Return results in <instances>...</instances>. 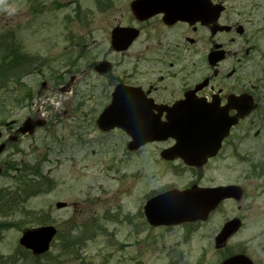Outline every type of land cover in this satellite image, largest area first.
Segmentation results:
<instances>
[{
	"label": "rangeland",
	"instance_id": "1",
	"mask_svg": "<svg viewBox=\"0 0 264 264\" xmlns=\"http://www.w3.org/2000/svg\"><path fill=\"white\" fill-rule=\"evenodd\" d=\"M129 1L0 3V63L25 60V67H16L0 81V129L15 134L26 117L37 108L44 112V106L50 116L43 129L17 133V140L0 154L4 169L10 166L0 177V264H219L241 250L255 264H264V188L258 189L256 180L238 178L246 184L247 196L241 200L244 226L221 250L214 248L213 238L221 224L236 215L231 202L205 222L150 227L142 212L147 197L168 186H184L194 173L186 167L147 164L151 149H144L139 158L127 152L122 132L97 129L95 119L108 97L104 77L82 74L69 84L72 73L87 67L92 43H98L93 45L95 54L105 51L109 28L127 19ZM5 6L15 13L8 15ZM41 81L48 86L37 95ZM51 97L69 103L55 110ZM261 120L252 126H264ZM37 167L51 185L45 184L40 193L28 194L35 186L19 194L20 177L41 180L34 175ZM204 169L203 185L236 177V171L226 166L219 170L214 162ZM58 201L67 207L56 209ZM48 224L58 231L48 252L33 256L19 245L24 230ZM86 225L93 234L63 256L65 241L82 235Z\"/></svg>",
	"mask_w": 264,
	"mask_h": 264
},
{
	"label": "flooded vegetation",
	"instance_id": "2",
	"mask_svg": "<svg viewBox=\"0 0 264 264\" xmlns=\"http://www.w3.org/2000/svg\"><path fill=\"white\" fill-rule=\"evenodd\" d=\"M133 1H129L127 19L109 28L108 45H105L101 56L95 54L98 43H92L87 67L80 70L81 74L85 70L87 77L105 78L108 97L100 112L111 103L117 86L125 91L121 95L119 111L135 117L133 123L139 125L134 129L141 134L131 144L126 127L112 130H118L127 137L125 147L129 154L141 158L144 149H151L145 157L147 164L191 170L194 178L177 188L179 190L191 186L233 187V196L223 199L213 211H219L227 202L235 207L236 215L230 219H237L239 225L227 239V244L244 226L241 200L247 196L246 184L239 182L238 178L243 176V181L256 180V187L264 188V126H252L257 118L264 121V0H186L185 3H209V13L203 14L204 21L196 18L174 22H166L160 13L145 18L135 16L130 9ZM153 1L141 0L145 3ZM215 6L221 7L218 16ZM117 28L124 30L121 41L114 45L112 33ZM132 33L135 37L123 46ZM119 46L123 48L116 49ZM78 73H72V84L78 81ZM46 87L47 83L40 82L37 95ZM44 110L45 120L49 122L45 106ZM171 121L175 124L183 122L189 133L191 130L200 131H193L199 135L191 133L185 136L189 147L203 148L188 151L191 155L205 154L200 166H193L179 155L164 156L172 154L166 150L177 143L171 135L159 141L147 140L148 133L159 131L158 124ZM201 122H216L217 128L207 134L199 126ZM17 128L13 135L0 129V144H3L0 154L10 141L17 140ZM201 131L206 134H201ZM217 132L223 135L219 142L215 135ZM216 143L219 144L215 153L208 154L214 151ZM213 162L219 170L226 166L228 171H236L235 179L203 185L206 177L204 168ZM4 171L9 173L10 166L5 170L0 163V177L5 175ZM165 189L175 188L168 186ZM1 204L4 206L3 198H0ZM7 205L10 207V202ZM228 220L221 224L214 238ZM240 252L247 255L243 250Z\"/></svg>",
	"mask_w": 264,
	"mask_h": 264
},
{
	"label": "water",
	"instance_id": "3",
	"mask_svg": "<svg viewBox=\"0 0 264 264\" xmlns=\"http://www.w3.org/2000/svg\"><path fill=\"white\" fill-rule=\"evenodd\" d=\"M184 1L186 0H156L151 4H142L140 3L141 1L138 0L131 3V9L135 15L143 14L142 16L144 17H148L155 13H163V18L165 21L167 20V22H173L178 19L196 20V18H201V20H204L203 14L209 13L208 8L210 6L207 2L200 4L193 2L185 3ZM196 8H200V10L197 11ZM123 30L124 29H118L113 32V42L119 43L121 41ZM134 36L135 33L130 34L128 36V41L124 42V46H127ZM124 93L125 91L123 88L121 86H117L113 94L111 104L100 114L96 124L103 131L114 127H126L128 129L129 135L132 137V144L136 142V138L139 134H141V132H137L135 130V127L139 125L133 123L135 117L127 116L123 112L119 111V104L122 101L121 95ZM199 126L202 127L204 131L206 130V133L209 134L211 129L214 128L215 130L216 122L204 124L201 122V125ZM157 128H159V131L148 133L149 138L147 140H161L167 138L169 135L177 139V143L171 149V151H166L167 153L172 154H164L165 157L170 158L179 155L186 161L191 162L192 165L200 166V164H202L205 154L191 155L188 154V151H199L203 150V148L195 146L189 147L186 144L185 139V136L193 133V131H198L200 133L199 130H191L189 133L187 132L183 122L180 124H175L172 121L158 124ZM21 130L23 132L27 130L32 131V125H30L29 122H26ZM214 130L212 131V134L214 133ZM204 131H201V134H206ZM199 133L194 132L193 134L199 135ZM215 135L218 136L217 141L219 142L223 135H220L219 132H217V134L215 133ZM218 144L212 149L214 151L207 153L210 155L214 154ZM233 192L232 186L217 188H197L196 186H193L192 188L183 191L174 189L158 194L147 200L143 207V212L146 221L151 226H169L184 222L206 220L209 213L216 208L218 203L227 197L233 196ZM55 206L56 208H63L66 206V203L57 202ZM238 225L239 221L237 219H232L226 222L220 233L215 238V248H219L221 245H224L228 237L235 230H237ZM55 234L56 229L51 225L26 230L19 238V244L30 250L33 254L39 255L49 249L50 242L54 238ZM222 264H252V262L243 255H236L226 259Z\"/></svg>",
	"mask_w": 264,
	"mask_h": 264
},
{
	"label": "trees",
	"instance_id": "4",
	"mask_svg": "<svg viewBox=\"0 0 264 264\" xmlns=\"http://www.w3.org/2000/svg\"><path fill=\"white\" fill-rule=\"evenodd\" d=\"M10 66H11L10 63H8V62L7 63H0V81H3L5 79V77L10 76V74L12 73V71L10 70ZM37 172L40 174L38 168H37V171L34 175H39ZM29 175H31V174L29 173L27 175V177H29ZM20 178L23 182V186L21 187L22 190L20 191L19 194L26 193L29 189H32L35 186H37L38 188L36 190L32 189L31 190L32 194H35V193L40 191L41 186H42V182L40 180L35 179L33 177L32 178L29 177V178L25 179V176H22ZM17 196H16V198H17ZM81 231H82V235L81 234L78 236L72 235L70 239H67L65 241L64 248H63V250L61 249V253L63 256L66 255L76 243H78L79 241L84 242L87 239V237H89L91 234L90 229L87 227H85L84 230L82 229Z\"/></svg>",
	"mask_w": 264,
	"mask_h": 264
},
{
	"label": "clouds",
	"instance_id": "5",
	"mask_svg": "<svg viewBox=\"0 0 264 264\" xmlns=\"http://www.w3.org/2000/svg\"><path fill=\"white\" fill-rule=\"evenodd\" d=\"M0 3H3V0H0ZM5 10L7 11L8 15H12L16 11L15 8H7V6H5Z\"/></svg>",
	"mask_w": 264,
	"mask_h": 264
}]
</instances>
